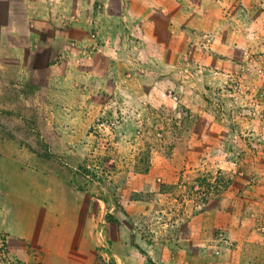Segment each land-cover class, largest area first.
<instances>
[{"label": "rangeland", "instance_id": "374dc122", "mask_svg": "<svg viewBox=\"0 0 264 264\" xmlns=\"http://www.w3.org/2000/svg\"><path fill=\"white\" fill-rule=\"evenodd\" d=\"M204 24L147 18L104 42L91 27L63 57L75 69L40 66L54 79L33 94L0 71V155L15 158L32 202L22 225H38L21 245L29 260L9 255L0 227V264H211L238 243L264 251V47L249 33L229 52Z\"/></svg>", "mask_w": 264, "mask_h": 264}, {"label": "crops", "instance_id": "0c3cea01", "mask_svg": "<svg viewBox=\"0 0 264 264\" xmlns=\"http://www.w3.org/2000/svg\"><path fill=\"white\" fill-rule=\"evenodd\" d=\"M154 17H190L195 21L203 20L208 30L221 28L219 42L227 43L229 52L237 48L236 43L242 44L240 39L244 40V34L249 33L256 36V46L264 47V0H0V71L3 73V83L10 82L14 77V82L28 84L24 92H36L37 83H53L54 79L49 76L48 69L39 71L40 66L49 67L52 74L53 68H65L69 73L75 69L69 64V59L63 57H70V50L78 51L81 47L78 43L91 27L104 42L114 40L116 34L128 38L127 29L132 27L131 23L139 22L142 26L145 19ZM215 18L219 20L215 21ZM121 19L126 22L122 23ZM134 26L137 27V24ZM234 28L238 29L236 34L231 30ZM119 30H123V33ZM116 47L114 50L118 49ZM127 47L134 48L131 43ZM53 52L61 54V58L48 65L46 61ZM221 60L227 61L226 58ZM42 73L48 74L44 81L39 77ZM88 74L82 73L80 81H84ZM15 161V158L9 161L0 155V202L5 200L6 195L9 201L8 206L0 203V227L2 230L7 227L10 232L9 255L15 259L29 260L30 256L23 253L21 245L27 241H37L38 225H32L33 228L29 224L22 225V202L25 201L26 209L31 207L32 202L28 197L21 196V171ZM7 162L12 166L7 167ZM30 188L31 184L27 190ZM28 196L31 197V194ZM5 216L9 218L7 223ZM234 216L232 214L231 219L236 218ZM232 223L233 220L227 223L229 230L235 225ZM239 244L237 250L225 253L226 260H211V264H255L256 257L264 259V251L256 256L257 252L246 253L243 243Z\"/></svg>", "mask_w": 264, "mask_h": 264}]
</instances>
